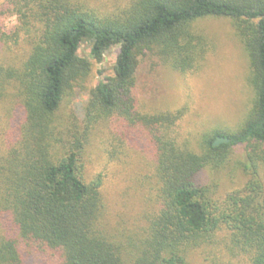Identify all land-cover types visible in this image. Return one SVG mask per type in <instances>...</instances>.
I'll use <instances>...</instances> for the list:
<instances>
[{
  "label": "trees",
  "instance_id": "trees-1",
  "mask_svg": "<svg viewBox=\"0 0 264 264\" xmlns=\"http://www.w3.org/2000/svg\"><path fill=\"white\" fill-rule=\"evenodd\" d=\"M206 17L232 21L254 97L233 130L196 139L187 107H147L136 70L147 53L178 73L195 68L206 49L192 24ZM114 46L112 75L87 91L79 116L64 117L90 60ZM217 136L229 142L213 147ZM94 145L105 167L145 161L143 222L110 218L104 174L85 170ZM237 147L247 180L216 199L201 175ZM203 246L264 264V0H0V264H188Z\"/></svg>",
  "mask_w": 264,
  "mask_h": 264
},
{
  "label": "rangeland",
  "instance_id": "rangeland-1",
  "mask_svg": "<svg viewBox=\"0 0 264 264\" xmlns=\"http://www.w3.org/2000/svg\"><path fill=\"white\" fill-rule=\"evenodd\" d=\"M14 23L13 17L3 20L5 29ZM192 27L193 32L203 38L206 49L195 68L183 74L178 73L170 70L157 56L147 53L139 58L136 85L140 98L150 109L187 107L183 126L192 131L197 139L213 128L233 130L249 112L254 93L249 79V62L232 21L228 18L206 17L195 21ZM20 53V49L14 47L7 54L11 61L16 62L14 56ZM117 53L118 46H114L100 63L90 60L92 69L84 89L75 90L61 106L64 117L71 113L79 116L87 91L98 80L112 75ZM78 55L90 59L85 44L81 45ZM99 140H103V137ZM242 152V147L233 148L222 167L201 175L205 183L216 182V199L221 200L246 182L247 178L240 168ZM101 155L96 145L89 148L85 157V170L89 176L98 172L104 174L103 189L110 218L129 226L134 222H143L141 216L148 189L141 180L143 175L150 174L145 161L141 156L131 155L124 163L107 165L106 168ZM187 263L246 264L241 255L219 250V246H203L194 250L188 255Z\"/></svg>",
  "mask_w": 264,
  "mask_h": 264
},
{
  "label": "water",
  "instance_id": "water-1",
  "mask_svg": "<svg viewBox=\"0 0 264 264\" xmlns=\"http://www.w3.org/2000/svg\"><path fill=\"white\" fill-rule=\"evenodd\" d=\"M229 142V139L224 136H217L212 142L213 147L220 146L221 144H226Z\"/></svg>",
  "mask_w": 264,
  "mask_h": 264
}]
</instances>
